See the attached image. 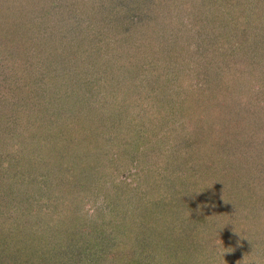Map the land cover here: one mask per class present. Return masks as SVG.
Returning a JSON list of instances; mask_svg holds the SVG:
<instances>
[{"label": "rangeland", "instance_id": "obj_1", "mask_svg": "<svg viewBox=\"0 0 264 264\" xmlns=\"http://www.w3.org/2000/svg\"><path fill=\"white\" fill-rule=\"evenodd\" d=\"M264 264V0H0V264Z\"/></svg>", "mask_w": 264, "mask_h": 264}, {"label": "trees", "instance_id": "obj_2", "mask_svg": "<svg viewBox=\"0 0 264 264\" xmlns=\"http://www.w3.org/2000/svg\"><path fill=\"white\" fill-rule=\"evenodd\" d=\"M129 264H138V260L137 259H133L129 262Z\"/></svg>", "mask_w": 264, "mask_h": 264}]
</instances>
